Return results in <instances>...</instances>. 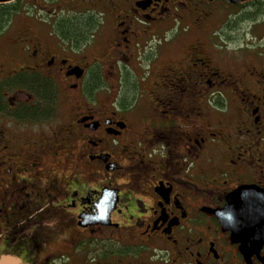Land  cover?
<instances>
[{"label": "flooded vegetation", "instance_id": "obj_1", "mask_svg": "<svg viewBox=\"0 0 264 264\" xmlns=\"http://www.w3.org/2000/svg\"><path fill=\"white\" fill-rule=\"evenodd\" d=\"M248 186L264 0L0 1V258L264 264L216 215Z\"/></svg>", "mask_w": 264, "mask_h": 264}, {"label": "water", "instance_id": "obj_2", "mask_svg": "<svg viewBox=\"0 0 264 264\" xmlns=\"http://www.w3.org/2000/svg\"><path fill=\"white\" fill-rule=\"evenodd\" d=\"M5 1V0H0ZM7 1V0H6ZM114 201L110 202L102 195L97 212L87 217L83 216L84 227L88 225H108L110 212L114 209ZM225 228L232 231L234 241H250L254 249L264 245V193L254 187H243L233 193L227 200V206L216 213ZM245 252V247H241ZM0 264H23L14 256H2Z\"/></svg>", "mask_w": 264, "mask_h": 264}, {"label": "rangeland", "instance_id": "obj_3", "mask_svg": "<svg viewBox=\"0 0 264 264\" xmlns=\"http://www.w3.org/2000/svg\"><path fill=\"white\" fill-rule=\"evenodd\" d=\"M57 264H67V263H64V262H60V263H57Z\"/></svg>", "mask_w": 264, "mask_h": 264}]
</instances>
